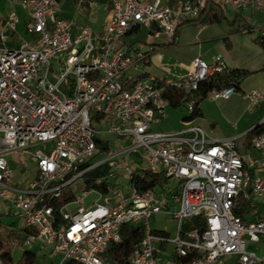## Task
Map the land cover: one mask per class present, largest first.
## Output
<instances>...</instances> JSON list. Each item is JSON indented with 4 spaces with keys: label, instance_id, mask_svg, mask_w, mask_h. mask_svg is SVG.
Instances as JSON below:
<instances>
[{
    "label": "built area",
    "instance_id": "2783aa9c",
    "mask_svg": "<svg viewBox=\"0 0 264 264\" xmlns=\"http://www.w3.org/2000/svg\"><path fill=\"white\" fill-rule=\"evenodd\" d=\"M59 2L20 0L28 21L25 37L18 35L12 46L4 30L15 33L13 13L0 30V207L20 218L19 230H0L9 252L0 264H18L12 259L15 249L34 254L30 264H110L105 253L130 225L138 226L142 237L125 264H219L225 256H235L238 264H264V246L255 247L264 237V217L233 213L239 197L252 207L264 203V161L240 152L235 138L209 140L190 119L200 86L227 69L221 56L210 63L197 57L175 79L145 72L150 40L174 36L176 26L198 19L207 2L235 12H264V0H176L174 5L111 0L110 16L98 31L61 17ZM97 2L75 0V14ZM141 29L146 40L133 41ZM243 31L256 32L264 45V28ZM236 92L235 85L213 87L203 99L227 100ZM246 97L248 111L264 105V91L253 89ZM174 103L189 114L183 128L152 129ZM103 135L114 140H102ZM96 140L106 155L93 161ZM250 145L264 154V132ZM11 164L19 171L32 166L22 186L15 185L18 172ZM99 167L108 169L91 175ZM147 173L159 176L161 184L139 189L134 177ZM91 195L96 198L85 203ZM158 214L175 221L174 236L165 226L155 231L152 218ZM195 218L201 230L183 229V221Z\"/></svg>",
    "mask_w": 264,
    "mask_h": 264
},
{
    "label": "crops",
    "instance_id": "0c3cea01",
    "mask_svg": "<svg viewBox=\"0 0 264 264\" xmlns=\"http://www.w3.org/2000/svg\"><path fill=\"white\" fill-rule=\"evenodd\" d=\"M187 1L191 2L193 0ZM19 2L20 0H0V30L5 29L3 28V24L9 13H13L17 20L15 33H12L9 30H4L5 35L7 36L6 43L11 46L18 42V35L24 36V28L28 21L26 10ZM74 2L75 0H60V10L58 14L66 19H74L76 24L87 25L92 31L100 30L104 21L110 16L111 0H98L93 9L89 8L86 4L82 14H75ZM162 2L174 5L176 0H162ZM94 10L105 13L98 17L95 14L91 16L90 12ZM224 10L225 9H223V11ZM243 13H247L249 16L244 18L242 15ZM224 16L226 17V25L229 24L230 26V23L233 22V26L223 27L225 24L219 23L208 25L199 24L196 28H191L189 35L185 36L182 32V26L186 24H195L182 22L176 26L174 36L170 38L159 37L150 40L149 44L151 45L152 51L146 60L145 72L146 75L153 77L175 79L187 73L191 67V62L195 58L199 57L206 63H210L214 56H221L229 70L242 69L252 72L248 78L240 81L237 87V92L229 99L217 101L203 99L216 104L218 108L222 109V121L223 124L226 125V128L221 131L215 130L212 118L209 117L211 118L209 119L205 117V113L200 108V103L203 100L199 103L201 117L194 119L192 124L199 126L211 141L235 138L236 147L240 152L244 153L250 151L253 158L264 161V154L252 150L250 139L245 140L243 137V135L251 131L257 124L264 121V105L248 111V99L246 97V95L253 89L264 91V46H262L257 40L256 32H252L256 34V37L252 39L251 36H246L250 34L249 32L245 33L243 31L264 28V12H235L230 10L229 13L224 11ZM247 21L248 23H246ZM255 24L260 25L256 26ZM236 27H238V30L231 31ZM131 39H133V41H145L146 30L141 29L135 33ZM179 48H184L188 52L185 56L176 57L174 58L175 60H172L171 63L173 66L167 68L165 71V73L168 74V77L150 73L151 68H155V66H163L161 65L163 63H160V61L164 60L163 57L166 58L170 51ZM212 48L215 50L214 53H211ZM249 79H253L254 82L250 84V86H247ZM177 107L180 106L172 104L167 109V112L168 110L173 112L174 110H172V108L175 109ZM167 117L165 119H167ZM215 124L217 126L220 125L218 121H216ZM181 127L183 128V124ZM11 166L13 167L14 164H11ZM256 169H258L257 164L253 167V171ZM261 205L264 206V203H261ZM260 212H249L245 216L264 217V207H262ZM4 213L5 212L0 207V216L4 215ZM262 246L264 245L259 247L261 248ZM168 247L169 246L163 247L167 253L171 251H168ZM160 257L162 259H172L171 255L161 254ZM219 264H238V262L235 256H225L220 260Z\"/></svg>",
    "mask_w": 264,
    "mask_h": 264
},
{
    "label": "rangeland",
    "instance_id": "374dc122",
    "mask_svg": "<svg viewBox=\"0 0 264 264\" xmlns=\"http://www.w3.org/2000/svg\"><path fill=\"white\" fill-rule=\"evenodd\" d=\"M224 11L229 13L230 10L225 8ZM104 13L105 12H102V11L98 12L97 10H94V11L90 12V15L92 16V15L95 14L98 17L100 15L102 16ZM242 15L244 16V18L245 17L247 18V16H249L247 13H243ZM246 23H248V21ZM222 24H225V25H223V27L229 26V24L226 25L227 23H225V21ZM255 25L259 26L260 24H255ZM197 26H199V24H197V25H190V24L183 25L182 26L183 27L182 32H183V34L185 36H188L189 33L191 32V28H193V27L196 28ZM215 26H218V25H215ZM229 27H231V26H229ZM245 29H247V28H245ZM245 31H248V30H245ZM246 36H251L252 39H253V38L256 37V34L255 33H250V34H248ZM24 37H25V35H24ZM127 39L130 40L129 37H126V40ZM262 46H264V45H262ZM214 51L215 50L212 48L211 49V53H214ZM187 52L188 51L186 49H184V48L174 49V50L170 51L167 54V57L166 58L163 57L164 60L161 59L162 61H160V63H163V64H161L163 66L162 67L155 66V68L154 67L151 68L150 73L157 74V75H164L165 77H168V74H166L165 71H166L167 68L173 66V64L171 63L172 60H175L174 58H176V57L185 56L187 54ZM50 70L51 71H55L53 66L50 68ZM253 82H254L253 79H249V81L247 82V86H250V84H252ZM60 89L62 91L65 90L64 84H62L60 86ZM200 108L205 113V117H207V118L211 117L212 118L213 126L215 127L216 131H221L224 128H226V125L223 124V121H222L223 111H222V109L218 108L216 106V104H214L212 102H209L207 100H203L200 103ZM172 110H174V111L172 112V111L168 110L167 119L161 121L158 124H154L152 126V129L157 130V131H163V132H173V131H176V130L182 128L181 127L182 126V124H181L182 119L186 118L189 115L188 112L185 109V106H180V107H177L175 109L172 108ZM211 118H209V119H211ZM216 121H218L220 123L219 126H217L215 124ZM92 125L96 129L105 128V126L103 124L93 123ZM100 138L102 140H107V141H110V142H112L114 140V137L110 136V135H103ZM103 147H104L103 143L97 145V152L98 153L94 157L93 161H98V160H101V159L104 158L106 153L102 150ZM13 167H14L15 171L18 172V178H17L18 182H15V185H17V186H22L26 182V180L31 178V176L33 174V168H32L31 165H29L28 168L26 170H24V171H19L17 165H14ZM107 169L108 168H106V167H99L98 169L94 170L91 173V175H100L104 171H107ZM174 185H175V182H172L170 184V187H174ZM95 198H96L95 195H91V196L85 198L84 201H85V203H90ZM250 205L251 204L248 201L247 205L244 206V210L246 211V213L254 212V211L260 212L262 207H264L259 202H255L254 203V207H252ZM75 207H76V205L68 206L69 209H73ZM5 211L6 212L4 213V215L0 216V223H1L2 227H11L13 229L19 230L20 229V218H19V216L14 215L13 212L10 209H7ZM152 226H153V228L155 230H162L163 227L165 226V229L168 232V234L170 236H174L176 223L169 216H167V215L165 216L163 214H158V215H155L152 218ZM182 226H183V229L193 228L192 222H190L188 220L183 221ZM261 245H264V237H262V236L260 237V242L258 244H256L255 247H259ZM170 250H171V246L168 247V251H170ZM21 257H22V253L19 250L15 249L13 251V253H12V259L15 262H19L21 260ZM55 259L57 261L59 259V257H56Z\"/></svg>",
    "mask_w": 264,
    "mask_h": 264
},
{
    "label": "trees",
    "instance_id": "16d2710c",
    "mask_svg": "<svg viewBox=\"0 0 264 264\" xmlns=\"http://www.w3.org/2000/svg\"><path fill=\"white\" fill-rule=\"evenodd\" d=\"M101 1V0H100ZM225 21L226 23V17L224 16L223 8L215 5L212 2H207L204 9L200 13V16L195 21H190L186 23H192V24H200V25H208L213 23H219L222 24ZM230 26H233V22L230 23ZM238 30V27L233 28L231 31ZM252 72L242 69H233L229 70L228 68L222 73V74H216L211 77L210 81L208 83H204L200 86L198 95L200 98L195 102L193 112L190 115V119H197L201 117V112L199 109V103L203 100V95L206 90L216 87H222L227 85H235L236 88L238 87L241 80H244L248 78ZM174 105H178L177 103H174ZM264 132V122L260 123L259 125L255 126L251 131L247 132L243 137L245 140L251 139L254 135L260 134ZM98 144H101L102 142L99 140H96ZM107 144L105 143V146ZM103 149H105L103 147ZM134 180H137V187L139 189H142L146 186H152L155 183L161 184V179L159 176L147 173L143 179H139L137 177H134ZM58 204L63 202H57ZM247 205V201L239 197L236 201V206L233 210V213L235 215L245 217L247 214L244 210V206ZM260 218V217H258ZM193 228L202 229L203 224L199 218H195L192 221ZM4 228L2 227L0 223V230ZM160 231V230H155ZM18 235V232H10L9 238H12L13 236ZM142 232L141 229L138 226L130 225L128 226L123 234H122V241L119 244L112 245L107 252L104 255V258L106 261H108L110 264H125L128 257L130 256L132 249L137 244V242L141 239ZM0 257L4 260H9V252L8 249L2 245L1 243V237H0ZM25 259V261H24ZM173 260H176V257H172ZM22 260L24 261L23 264H30L35 262L36 258L34 254H31L29 252H24L22 254L21 260L18 262V264H22ZM65 264H75L73 262H67Z\"/></svg>",
    "mask_w": 264,
    "mask_h": 264
},
{
    "label": "water",
    "instance_id": "95a60500",
    "mask_svg": "<svg viewBox=\"0 0 264 264\" xmlns=\"http://www.w3.org/2000/svg\"><path fill=\"white\" fill-rule=\"evenodd\" d=\"M194 21H195V20H194ZM185 22H190V21H185ZM259 124H260V123H259ZM259 124H257V125H259ZM257 125H256V126H257Z\"/></svg>",
    "mask_w": 264,
    "mask_h": 264
}]
</instances>
